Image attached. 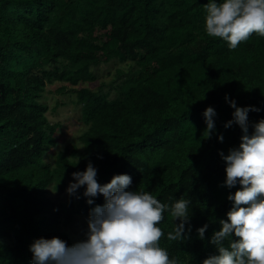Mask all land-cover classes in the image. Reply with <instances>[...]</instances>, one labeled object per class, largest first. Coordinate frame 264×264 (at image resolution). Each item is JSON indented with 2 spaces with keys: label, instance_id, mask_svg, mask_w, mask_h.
Masks as SVG:
<instances>
[{
  "label": "trees",
  "instance_id": "obj_1",
  "mask_svg": "<svg viewBox=\"0 0 264 264\" xmlns=\"http://www.w3.org/2000/svg\"><path fill=\"white\" fill-rule=\"evenodd\" d=\"M207 2L0 0V264H30L33 238L73 242L65 227L92 206L83 188L79 199L69 195L63 202L48 191H65L71 173L89 159L101 183L129 173L131 188L163 201L188 194L190 239L165 237L161 244L185 264H200L215 251L196 228L225 217L230 207L218 150L238 144L241 130L224 127L233 111L224 97L264 108V36L253 33L229 49L204 30ZM111 62L133 63L129 71L117 69L115 97L102 87L71 89L82 106L83 148L65 147L54 165L47 162L60 125L49 121V107L40 101L46 86L93 82V67ZM209 105L218 113L211 138L202 115ZM260 117L264 111L249 113L250 121ZM160 223L165 233L173 228L167 213ZM218 227L210 224L206 238Z\"/></svg>",
  "mask_w": 264,
  "mask_h": 264
},
{
  "label": "clouds",
  "instance_id": "obj_2",
  "mask_svg": "<svg viewBox=\"0 0 264 264\" xmlns=\"http://www.w3.org/2000/svg\"><path fill=\"white\" fill-rule=\"evenodd\" d=\"M203 6L205 32L222 38L229 49H236L253 33L264 36V0H208ZM224 99L233 109L224 127L237 125L241 135L238 144L227 152L218 150L224 167L220 186L229 190L226 199L230 207L225 217H213L196 228L198 239L207 240L215 249L200 264H264V117L249 120L250 111L264 108L240 106L228 93ZM202 115L211 138L217 133L216 108L209 105ZM217 138L223 142V133ZM98 158L102 159V154ZM71 176L74 179L66 192L79 199L78 190L83 188L82 195L92 206L84 226L72 243L57 235L33 238L28 246L30 264H185L162 246L161 239H190L193 201L188 194L163 201L150 191L131 188L133 178L129 173L113 174L108 182L101 183L91 159L84 170ZM99 196L103 203L95 202ZM166 213L173 218V228L167 233L160 223ZM210 224L219 227L206 238Z\"/></svg>",
  "mask_w": 264,
  "mask_h": 264
},
{
  "label": "rangeland",
  "instance_id": "obj_3",
  "mask_svg": "<svg viewBox=\"0 0 264 264\" xmlns=\"http://www.w3.org/2000/svg\"><path fill=\"white\" fill-rule=\"evenodd\" d=\"M131 62L126 64H118L117 62L103 63L97 67H93V71L97 79L89 83H80L77 86H71L67 82H53L46 86L43 97L40 99L41 103L49 107L47 117L52 124H59L60 128L57 130V142L54 147L46 154L45 160L54 165L56 155L65 147L77 146L79 149L83 148L80 137L86 129L82 121L81 105L77 104L76 94L71 91L88 87L93 90L103 88L104 92H111V96H116V90L113 89L117 79V69L122 68L129 71ZM67 86L66 92H60L59 89ZM48 195L57 202L68 200L69 194L65 191H54L49 188ZM87 215H77L75 220L65 230L71 236L72 241L79 235L80 229L84 226L85 217Z\"/></svg>",
  "mask_w": 264,
  "mask_h": 264
}]
</instances>
